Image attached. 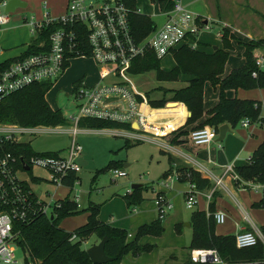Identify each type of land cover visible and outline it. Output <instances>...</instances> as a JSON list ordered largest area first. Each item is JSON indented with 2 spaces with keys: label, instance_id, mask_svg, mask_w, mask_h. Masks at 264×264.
I'll list each match as a JSON object with an SVG mask.
<instances>
[{
  "label": "built area",
  "instance_id": "obj_1",
  "mask_svg": "<svg viewBox=\"0 0 264 264\" xmlns=\"http://www.w3.org/2000/svg\"><path fill=\"white\" fill-rule=\"evenodd\" d=\"M5 2H3L4 5ZM43 14L40 20L31 17L28 20L30 34L36 38L42 29L56 26L46 41H41L38 46L41 49L22 58H16L4 70L0 72V98L31 84L49 82L53 86L66 66L75 58H91L99 66H108L107 71L93 85H87L79 80L73 87V96L77 100V112L69 116L71 129L67 124L57 125H21L17 123H0V143L28 142L21 137H36L49 133L69 132L71 135L64 154L58 152L40 151L31 155L13 154L9 151L0 152V263H15L16 239L19 236L16 224L27 222L38 213L50 215L54 208L60 205L64 197L49 194L48 200L40 198L32 188L29 180L42 176L32 175L26 178L20 172H29L35 165L46 171V180L56 189L66 187L70 191L79 180L76 176L71 185L65 183V179L71 174H78L81 169L82 145L76 139L79 131H94L102 129L84 128L78 126L81 118H95L105 121L129 123L136 122L142 113V106L146 104L145 94L135 90L127 73L131 72L133 61L147 52H153L157 58L162 59L174 48L186 45L194 49L198 33L207 29L187 11L180 0H174L171 10L165 12V23L151 30L141 39H137L132 31L131 14L141 13L137 8H131L125 0H67L65 10L58 16H51L43 3ZM8 21V14L0 12V27ZM220 37L222 34H218ZM257 70L251 75L256 77L258 71H264V53L254 55ZM106 77L113 81L106 82ZM142 101H138L137 97ZM243 126L251 124L248 118L241 121ZM114 134L135 140H149L167 145L173 149L167 141L158 139L164 133H157L143 127L125 129L112 128ZM170 129L168 132H171ZM151 134L152 137L146 135ZM218 130L212 126L191 129L189 138L196 144H209L216 141ZM218 142V141H217ZM187 162L194 164L203 171L211 180V186L199 189L195 183L186 179V189L183 192L185 204L188 208H194L198 202V196L203 194L207 203L213 198L217 189L226 190L225 177L232 181L239 179L233 163L223 167L221 174L216 175L210 169L201 165L191 156L184 155ZM27 166V167H26ZM197 169V170H198ZM182 173L175 168L170 175L172 179L180 180ZM167 178V176H166ZM170 186L168 179L161 182ZM250 182H240L238 186H245ZM77 205L79 195L77 192L71 198ZM154 202L158 217L162 218L166 211L172 207V202L159 191ZM216 222L225 219L223 210L212 212ZM247 220H249L246 217ZM251 228L242 229L235 233L237 247L253 245L258 239L264 242V236L258 226L251 223ZM128 235H131L128 233ZM74 236V234H73ZM189 259L197 264H229L223 260L215 248L194 247L189 250Z\"/></svg>",
  "mask_w": 264,
  "mask_h": 264
},
{
  "label": "trees",
  "instance_id": "obj_2",
  "mask_svg": "<svg viewBox=\"0 0 264 264\" xmlns=\"http://www.w3.org/2000/svg\"><path fill=\"white\" fill-rule=\"evenodd\" d=\"M131 8L135 7V0H125ZM158 3L161 12H168L172 9L174 0H155ZM132 31L137 39H141L154 29V21L145 14H131ZM56 26L47 27L39 32L36 38H33L26 50L15 58L4 60L0 63V72L11 64L16 58H22L29 54L38 52L41 47L38 43L46 41L48 34ZM231 39H235L238 44L243 45L244 64L238 68L232 69L225 77H221L225 62L228 58V50L232 48ZM222 48L217 47L212 53H205L187 46H182L173 51L174 66L165 71L160 68V60L153 52H147L144 56L137 57L132 64L131 72L141 73L148 70H156V78L159 81H178L181 77L187 76L190 79L186 86L171 89L172 95L169 100L182 102L190 115L185 124L195 122L203 115V86L209 81L214 89L218 90V102L207 111V119L196 126L201 128L209 125L218 130L219 126L228 123L234 127L238 120L248 118L250 122L259 121L261 117L262 105L252 99H239L237 97H227L228 90L253 89L264 87V71H258L256 77L251 73L257 70L253 50L256 47H264V39L242 42L235 38L227 30L222 32ZM77 81L73 87L78 85ZM51 88L49 82L35 83L26 86L23 89L15 91L0 98V123H17L21 125H57L68 124L67 118L61 110L53 109L47 102L45 95ZM138 101H142L138 96ZM153 108L146 109L142 106V113L135 122V127H143L153 130L157 133H166L170 129L178 127L188 115L187 110L181 103H171L164 106L167 101L165 98L160 100H147ZM264 126V117H261ZM78 126L82 128H125L131 129L129 123L105 121L95 118H81ZM186 131H181L184 133ZM175 140V137L172 138ZM128 139L125 145H128ZM11 152L13 154L31 155L36 151L29 142L8 141L0 143V152ZM120 163L110 159L108 163L96 170V173L104 171L111 167H117ZM239 175L238 180H234L235 185L240 184V180L256 181L262 184V195L253 203V205L264 207V139L252 151L249 158L240 165L234 166ZM182 173L180 181L186 179L195 183L199 189L211 186V180L202 176L200 171L191 165H182L177 167ZM170 166L163 172V177L171 173ZM95 173V176H96ZM78 174L71 173L65 183L71 185L74 177ZM37 181V177H32ZM142 185L134 187L131 191L123 194L128 206H136L143 199L141 193ZM216 194V191L214 195ZM214 199L208 203V209L195 208L191 211L189 218L191 227V236L188 248L211 247L215 248L221 258L229 264L252 263L262 264L264 261V242L260 239L253 245L246 247H237L235 244V234H220L215 231V218L212 215ZM88 216L86 222L67 230L60 226L62 218L79 212L78 205L66 195L60 200V205L54 208L52 214L45 215L38 213L27 222H18L19 236L16 242L22 249H27L29 258L25 259V264H96L92 263L87 251L81 246V243L90 234H96L98 238L107 237L105 241V252L113 259L102 264H120V258L123 253L132 252L136 255L141 251H147L152 244L141 243V236L160 235L164 226L162 218L157 217L150 223L138 225L134 236L128 239V230L124 227L112 225L108 222L99 220V204L90 203L86 208ZM183 223H175V231L180 232ZM264 236V224L259 226ZM74 234V236H73ZM189 256V253H188ZM188 264L193 263L189 259ZM210 264V263H207Z\"/></svg>",
  "mask_w": 264,
  "mask_h": 264
},
{
  "label": "rangeland",
  "instance_id": "obj_3",
  "mask_svg": "<svg viewBox=\"0 0 264 264\" xmlns=\"http://www.w3.org/2000/svg\"><path fill=\"white\" fill-rule=\"evenodd\" d=\"M137 7L140 12L144 14L152 15L153 11H157V5L152 7L148 1L146 3V7H142L140 5ZM0 12L7 14V12L4 11V6L0 7ZM28 30L29 37L33 39V36L30 34V27ZM210 44L212 46H217L219 44V40H212ZM240 53L239 49H231L229 51V57L230 59L240 61ZM228 64L226 67H228ZM173 65L174 59L171 54L166 55L160 60V68L165 71L170 70ZM107 69L108 66H98L91 58L72 59L66 72L56 79L55 84L51 86L49 91L46 93L45 98L47 102L54 109L61 110L62 114L69 119V116L74 115L77 112L76 104L78 102L73 96V85L82 78L85 79V83L87 85H93L102 75L105 74ZM127 75L135 90L145 94L147 100H160L162 98L168 100L161 108L167 107L168 102H177L171 100L169 101V99L172 95L171 89L179 87L180 84L176 81L170 82L157 80L156 70H148L141 73L129 72ZM71 79H74L73 82L76 79L78 80H76V82L72 85L73 82ZM105 81H113V78L106 77ZM259 89L253 88L245 90H249L250 97L253 98V100L261 103L262 112H264V87ZM239 94L244 96L245 91L242 90ZM244 119L245 118L238 120L235 126L232 127V130L235 132H238L239 129L245 130L246 132L253 130L257 137L262 140L264 137V126L261 121L263 118L260 117L258 118L259 121H257L261 123V125L254 126V124L251 123L247 129L241 123ZM65 127L71 129L73 124L68 123ZM112 130L113 129L110 128L94 131H79L76 134L77 141L82 145L80 156L84 157L87 163L81 166V169L78 172L79 180L74 186V189L69 192L70 197H72L75 192L78 193L79 212L72 214L69 217L66 216L60 221L62 226H64L67 230H72L73 227L82 223L80 213L85 211V208L90 201L100 203L101 216H105L106 218L117 220L119 218H123L124 216H130V209H128L126 215H123L125 210L123 207L124 204H122V199H124L122 194L127 191H131L132 183H140L143 187L141 188V193L144 199L151 200L153 194L155 193V189L159 187L161 177H163V172L170 166V161H168V151L163 152L160 150L161 148L170 150L167 145L160 144L158 142H151L149 140L128 139L122 134L112 133ZM169 134L170 133H166L158 139L163 140L162 138L168 136ZM146 135L152 137L151 134L146 133ZM21 138L23 141H28L36 152L52 150V152L64 154L71 135L69 132H62L49 133L31 138L23 136ZM127 139L129 144L125 145V141ZM110 159H114L119 162L120 165L96 173V170L104 167ZM20 174L26 178H30L32 175L43 177L37 181L29 180L33 191L42 199L48 200L50 198L47 192H49V194L55 193L56 196H63L67 192L66 188L61 187L56 189L53 184L47 181L46 172L38 166L32 165L29 172H20ZM175 181L177 182L176 186L179 185L186 187L185 181H178L176 179ZM240 182L244 183L252 181L240 180ZM247 185L248 184L245 186ZM233 191L238 199L242 200L243 203H245V199H249V203L245 204L248 209L247 211L250 213V216L256 225L259 227L264 224L261 223L258 216L248 208H257L258 210H261L260 213L264 211V207L253 205V203L261 197L262 187L257 191L253 189H245V191H242L236 190L235 188H233ZM114 194L116 196L119 195L122 199L119 200L120 198L118 196L112 200L105 199L106 197L109 198L114 196ZM173 205L174 201L172 202V208L168 209L166 214L162 217V223L163 226H166V229L163 230L160 235H153L147 242H142L152 244V247L149 250L141 251L136 255L132 254L130 251L123 253L120 258V264H153L155 260H160L159 258L161 257L165 258L163 264H173L177 263L179 258L186 257L190 250L187 245L190 241L191 227L183 225L181 232L176 233L173 228V221H170L169 218L176 209L181 213V222H189L191 211L196 207L188 208L185 204L184 195L178 199V205L175 207ZM131 207L132 206H130V208ZM113 224L116 225V223ZM127 237L129 239V236ZM99 240L100 238L93 233L82 241L81 246L86 249L90 245L98 243ZM170 253L171 255L166 258V256ZM28 258L29 254L27 249H22L21 247L16 246L17 261L15 263L0 264H25V259Z\"/></svg>",
  "mask_w": 264,
  "mask_h": 264
},
{
  "label": "crops",
  "instance_id": "obj_4",
  "mask_svg": "<svg viewBox=\"0 0 264 264\" xmlns=\"http://www.w3.org/2000/svg\"><path fill=\"white\" fill-rule=\"evenodd\" d=\"M6 1L7 0H0V7L4 6L3 2ZM18 1L21 4L19 6H16L13 9V11L7 12L8 21L5 24L1 25L0 27V63L3 62L4 60L18 57L26 50L27 46L32 40L29 37V33H28L29 32L28 20H30L31 17H35L38 20L42 18V14H43L42 6L44 2L46 4V10L49 12L51 16H58L62 14L67 4V0H18ZM147 1L152 7H154V5H157V11H153L152 15L150 14H145V15H148L154 21L155 24L154 28L162 26L165 23L167 17L165 12L160 11L158 3L155 0H135V7L137 9H139L137 7L138 5L142 7H146ZM180 2L187 11H189L193 16L196 17V20L198 22H200L202 25L208 26L206 30L205 29L201 30L198 33V35L195 37L197 40V44L194 48L195 50L202 51L205 53H212L217 47L222 48V40H221L222 36L220 37L218 34H222L223 30H227L235 38L241 40L242 42L264 39V0H180ZM215 39L219 40V44L217 46H212L210 42H212V40ZM230 42L232 45L231 48L232 50L235 49L240 50L241 60L237 61L234 59H230L229 51L231 49H229L228 58L227 61L225 62L223 74L221 75V77H225L232 69L242 66L245 61L244 57L242 56V52L244 50L243 45L238 44L235 39H231ZM182 46H186V45L178 46L168 54H171L173 56V51L179 49ZM259 53H264L263 46L254 48L253 56ZM69 64L66 66L63 74L68 69ZM227 64L228 67H226ZM189 79L190 78L187 76L181 77L178 81H176L178 84H180V86L172 89H178L186 86ZM73 80L74 79H71L72 82ZM76 80L72 83V85L76 82ZM80 80H83L85 82V79L83 78ZM242 90L245 91L244 96H241L239 94V92ZM226 95L227 97L230 98L237 97L240 99L253 100V98L250 97L249 90H245L241 88L237 90H228L226 92ZM217 102H218V90L214 89V87H212L209 81H206L203 86L204 113L195 122L189 124H185V122L190 112L187 110L186 106L182 102H178V101L176 102V103H181L185 107V109L188 112V115L178 127L172 129V131L169 132L170 134L168 136L162 138L163 140L167 141L169 145L173 147V149L172 150L171 149L167 150L165 148L160 149L163 152L168 151V161H170V166L172 167V171H174L175 168L182 165H191L195 169H198L194 164L186 161L184 155H188L191 156V159L197 160L201 165L210 169L214 174L219 175L221 174L223 167L228 163H233V165L235 166L246 162V160L251 155L252 151L264 139L263 137L262 140H260L253 130L246 132L245 130L239 129L238 132H235L232 130V127L228 123H226L229 129L225 132L223 139L221 141L216 140V141H212L209 144H196L192 142V140L189 138V131L191 129H194L196 126L203 123L207 119V111L210 110L214 105H216ZM145 105H146V109L148 110L160 109V108L151 107L148 104L147 100ZM261 117H264V112H262ZM252 123L254 124V126L261 125V123L259 122H252ZM204 126H208V125H204ZM249 126H244V127H246L247 129ZM181 131H186V132L180 133ZM173 137H175V140H172ZM43 151L52 152V150L51 151L43 150ZM80 161L82 165L87 163L86 159L82 156L80 158ZM171 173L168 174L167 178L161 177L159 187L155 189V193L153 194L151 200L144 199L138 205L130 208V206L126 204L125 199H122L121 197H119V195H117L120 198L119 200L121 199L123 200L122 204H124V206L123 205L122 206L124 207L125 210L123 215H126L128 209H130V216H124L123 218H119L117 220L106 218L105 216H101L100 203L90 201V203L99 204V212L97 214V218L99 220L108 222L112 225H114L113 223H116L117 226L124 227L127 230L129 228L128 232L131 235L128 236L129 239H131L134 236V231L136 230L138 225L142 223H150L152 220L158 217L154 198L159 191L164 192V194L170 199L171 202L174 201V205H173L174 207L178 205V199H180L181 196L183 197V192L186 189V187H182L179 185L176 186L177 182L175 181V179H172V181H170ZM200 173L202 176L207 177V175L203 171H200ZM165 179L166 180L168 179L169 183H171L170 186H165L161 183L162 181H165ZM224 182L226 184L227 189L226 190L217 189L216 194L213 195L212 198L214 199L213 211L220 209L225 212V219L222 222H216L215 231L220 234H227V233L235 234L236 232L242 229L251 228L250 227L251 223L256 225V223L253 221L252 217L250 216V213L247 211L248 209L246 204L249 203V199H245L246 204L243 203V201L238 199V197L235 195L233 188L242 191H245V189L248 190L253 189L257 191L259 188L262 187V184L259 182L252 181L247 186H240V185L238 186L235 185V183L229 177H225ZM66 189L67 192L65 193V195L63 196L59 195L60 197H65L66 195H69V192L71 191L68 188ZM117 196L114 194V196H111L109 198L106 197L105 199L112 200ZM71 198L72 197H70V199ZM195 207L204 210L208 209V203L205 200L203 194L198 196V202ZM248 208L250 211L254 212L255 215L258 216V218L261 220V223H264V211L260 213L261 210H258L257 208H252V207H248ZM88 213L89 212L86 210L83 213H80L81 222H82L81 224L86 222ZM180 214H181L180 211L175 209L174 213L170 215L169 220L173 221L174 230H175L174 227L175 223L181 222ZM246 217L249 220H247ZM60 226H62L61 223ZM62 227L64 228V226ZM165 229L166 226H164V230ZM175 232L180 233L181 231L180 232L175 231ZM151 236L153 235L150 234L143 235L140 237L139 242L141 243L147 242ZM170 255L171 253L168 254L166 258L169 257ZM159 259L160 260L157 261L155 260L153 264H163L165 258L161 257ZM188 263H189V256L187 253L185 258L184 257L179 258V261L173 264H188ZM261 263L264 264V261H261ZM235 264H252V263L247 262V263H235Z\"/></svg>",
  "mask_w": 264,
  "mask_h": 264
},
{
  "label": "water",
  "instance_id": "obj_5",
  "mask_svg": "<svg viewBox=\"0 0 264 264\" xmlns=\"http://www.w3.org/2000/svg\"><path fill=\"white\" fill-rule=\"evenodd\" d=\"M20 4L21 3L18 0H7L4 3V11L5 12H11V11H13V9L16 6H19ZM171 103H176V102H169L167 104H171ZM131 127L132 128H136L135 127V122H133L131 124ZM228 129L229 128H228L226 123L220 125L219 128H218V136H217L216 140L221 141L223 139V136H224L225 132ZM140 185H141L140 183H132L131 187L134 188V187H137V186H140ZM183 224L189 226L190 222H184ZM106 240H107V237L104 236V237L100 238L98 243L92 244L88 248H86V251H87L92 263L102 264V263H106V262H108V261L113 259L112 256L108 255L105 252L104 245H105V241Z\"/></svg>",
  "mask_w": 264,
  "mask_h": 264
}]
</instances>
